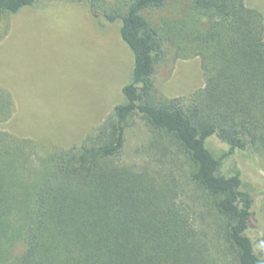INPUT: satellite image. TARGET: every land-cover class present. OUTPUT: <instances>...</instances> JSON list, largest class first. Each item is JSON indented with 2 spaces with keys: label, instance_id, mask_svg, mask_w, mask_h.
Segmentation results:
<instances>
[{
  "label": "trees",
  "instance_id": "1",
  "mask_svg": "<svg viewBox=\"0 0 264 264\" xmlns=\"http://www.w3.org/2000/svg\"><path fill=\"white\" fill-rule=\"evenodd\" d=\"M36 1L0 0V16ZM79 1L99 26L120 23L133 61L124 100L79 144L45 155L0 130V264H264V189L223 169L236 151L264 156L263 13L246 0ZM190 56L204 86L160 94L157 68ZM12 111L0 89V122ZM135 118L161 170L115 161ZM211 136L228 146L218 157Z\"/></svg>",
  "mask_w": 264,
  "mask_h": 264
},
{
  "label": "rangeland",
  "instance_id": "2",
  "mask_svg": "<svg viewBox=\"0 0 264 264\" xmlns=\"http://www.w3.org/2000/svg\"><path fill=\"white\" fill-rule=\"evenodd\" d=\"M264 16V0H246ZM155 10L154 18L167 14ZM99 26L79 0H37L31 7L0 16V89L11 97V117L0 130L28 139L37 154L79 144L113 108L123 102L132 55L119 34V22ZM154 83L166 97H182L204 86L198 56L169 59L157 68ZM151 133L133 119L115 161L161 170L162 158L150 145ZM216 156L228 150L216 136L207 140ZM237 168L244 184L262 192L264 156L248 150L226 157L223 169ZM264 225V193L255 199ZM22 244L15 246V251ZM225 264V263H224Z\"/></svg>",
  "mask_w": 264,
  "mask_h": 264
}]
</instances>
